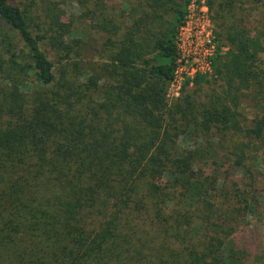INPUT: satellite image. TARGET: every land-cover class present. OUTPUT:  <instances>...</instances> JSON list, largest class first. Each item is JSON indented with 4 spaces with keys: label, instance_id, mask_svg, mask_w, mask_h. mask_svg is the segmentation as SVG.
I'll return each mask as SVG.
<instances>
[{
    "label": "trees",
    "instance_id": "obj_1",
    "mask_svg": "<svg viewBox=\"0 0 264 264\" xmlns=\"http://www.w3.org/2000/svg\"><path fill=\"white\" fill-rule=\"evenodd\" d=\"M188 1L86 6L90 45L0 0V264H255L240 234L264 203V112L240 107L264 108V23L235 9L264 0H208L217 53L191 82L221 86L168 108ZM227 128L244 179L223 191L215 154L179 141Z\"/></svg>",
    "mask_w": 264,
    "mask_h": 264
},
{
    "label": "rangeland",
    "instance_id": "obj_2",
    "mask_svg": "<svg viewBox=\"0 0 264 264\" xmlns=\"http://www.w3.org/2000/svg\"><path fill=\"white\" fill-rule=\"evenodd\" d=\"M102 2H104L103 5L106 6L107 11L118 9L123 12L125 16L128 15L129 7L134 5V0H17L16 5L21 10L25 11L26 16L29 18L31 28L35 33H41L42 30L47 29L51 21L58 17L60 21L72 25L75 30L73 34L75 37H80L81 39L86 38L85 40L92 45V43L98 41L99 32H94L88 29L83 11L86 6L87 8L93 9L94 4L98 3L100 5ZM204 2L208 7V16L217 49L219 40H217V34L215 33L216 29L211 16L212 12H210L211 10L207 3L208 0H204ZM235 11L236 13L241 14L244 20L248 19L252 20V22L253 20H260L264 23V6L250 9L247 4L246 6L237 7ZM2 27L3 26L0 22V29ZM217 30H219L218 26ZM42 45L49 53V56L53 57L52 51H50L48 47H45L44 44ZM222 50H226V47L222 48ZM89 54H91V52H89ZM262 59V66L264 67V54L262 55ZM211 74L212 70L210 73L204 75L209 76ZM208 79L209 82L202 83L201 85H195L192 84V82L185 81L182 83L178 93H176L175 87L172 86L169 81L165 93L167 107L169 108L175 100L180 97V95H183L184 97L188 94H192L191 98H194V100L203 101L205 93L211 91L217 92L219 86H221V82L210 77ZM240 110L242 111V116L246 118L264 112V108L260 109L259 107H254L252 101H249V99H246L245 103H242ZM241 135L242 133L240 131L235 132L228 128L213 129L209 132H205L204 135L200 134V136H181L179 144H181V148L186 150L196 149L204 151L206 149L208 154H213V156L215 154L216 161L214 164L220 176L225 178L223 184V191H225L228 190L227 187L231 186V182H240L244 179V176L240 172L235 173V168L231 165L232 159L229 154L230 151H233L234 146L238 142L237 140L240 139ZM260 179L262 180L260 181V184H263L264 178L262 177ZM240 236H242L245 241V246H242L247 247L249 250H247L249 258H251L252 261L255 260V264H264V203L258 218L252 220L249 225H246L244 233L240 234ZM257 241H260L259 244L256 243Z\"/></svg>",
    "mask_w": 264,
    "mask_h": 264
},
{
    "label": "built area",
    "instance_id": "obj_3",
    "mask_svg": "<svg viewBox=\"0 0 264 264\" xmlns=\"http://www.w3.org/2000/svg\"><path fill=\"white\" fill-rule=\"evenodd\" d=\"M177 56L171 85L178 93L185 81L212 70V59L217 53L214 35L204 0H189L183 23L175 37Z\"/></svg>",
    "mask_w": 264,
    "mask_h": 264
}]
</instances>
